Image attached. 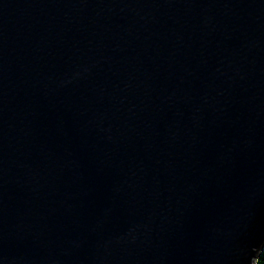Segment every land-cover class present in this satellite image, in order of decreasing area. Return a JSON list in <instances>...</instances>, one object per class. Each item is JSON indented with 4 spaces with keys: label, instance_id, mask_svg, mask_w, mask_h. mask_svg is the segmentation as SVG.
Wrapping results in <instances>:
<instances>
[{
    "label": "water",
    "instance_id": "95a60500",
    "mask_svg": "<svg viewBox=\"0 0 264 264\" xmlns=\"http://www.w3.org/2000/svg\"><path fill=\"white\" fill-rule=\"evenodd\" d=\"M263 242L264 0H0V264Z\"/></svg>",
    "mask_w": 264,
    "mask_h": 264
},
{
    "label": "rangeland",
    "instance_id": "374dc122",
    "mask_svg": "<svg viewBox=\"0 0 264 264\" xmlns=\"http://www.w3.org/2000/svg\"><path fill=\"white\" fill-rule=\"evenodd\" d=\"M250 264H264V242L259 249L255 251Z\"/></svg>",
    "mask_w": 264,
    "mask_h": 264
},
{
    "label": "clouds",
    "instance_id": "9594fccd",
    "mask_svg": "<svg viewBox=\"0 0 264 264\" xmlns=\"http://www.w3.org/2000/svg\"><path fill=\"white\" fill-rule=\"evenodd\" d=\"M262 244H263V243H262ZM260 246H261V245H260ZM258 249H259V248H258ZM258 249H257V250H258Z\"/></svg>",
    "mask_w": 264,
    "mask_h": 264
}]
</instances>
